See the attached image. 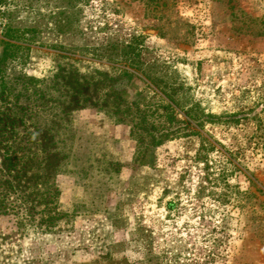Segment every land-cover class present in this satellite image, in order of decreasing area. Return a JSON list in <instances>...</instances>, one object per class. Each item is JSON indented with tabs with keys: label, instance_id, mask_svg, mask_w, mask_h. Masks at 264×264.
<instances>
[{
	"label": "rangeland",
	"instance_id": "rangeland-1",
	"mask_svg": "<svg viewBox=\"0 0 264 264\" xmlns=\"http://www.w3.org/2000/svg\"><path fill=\"white\" fill-rule=\"evenodd\" d=\"M7 41L0 77L98 105L60 123L59 220L0 214V264H264V0H0Z\"/></svg>",
	"mask_w": 264,
	"mask_h": 264
},
{
	"label": "trees",
	"instance_id": "trees-1",
	"mask_svg": "<svg viewBox=\"0 0 264 264\" xmlns=\"http://www.w3.org/2000/svg\"><path fill=\"white\" fill-rule=\"evenodd\" d=\"M5 44L0 58L2 74L1 65L16 58L9 49L18 48L8 41ZM53 80L47 85L45 80L26 76L7 81L0 77V148L7 162V172H0V214L15 215L23 221L35 218L36 224L48 231L61 216L54 179L58 162L69 158L67 151L74 146L79 131L72 128L70 134L60 123L68 120L65 124L73 126V113L98 105L84 92L85 87L89 89V75L80 74L70 81L58 74ZM62 105L72 110H61ZM56 110L58 114H48Z\"/></svg>",
	"mask_w": 264,
	"mask_h": 264
}]
</instances>
